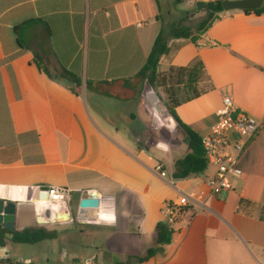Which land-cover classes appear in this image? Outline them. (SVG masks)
Segmentation results:
<instances>
[{
	"label": "crops",
	"instance_id": "1",
	"mask_svg": "<svg viewBox=\"0 0 264 264\" xmlns=\"http://www.w3.org/2000/svg\"><path fill=\"white\" fill-rule=\"evenodd\" d=\"M162 30L155 0H0V200L18 202L14 230L59 232L33 245L5 239L0 255L32 264L141 258L165 223L164 203L187 195L164 252L130 264H264V14L224 12L198 46L171 38L158 67L203 63V94L176 108L201 138L227 95L261 123L238 162L242 175L220 195L207 185L214 165L173 178L185 136L134 79ZM51 187L65 189L66 200L46 201L40 191ZM91 193L99 207L81 210Z\"/></svg>",
	"mask_w": 264,
	"mask_h": 264
},
{
	"label": "trees",
	"instance_id": "2",
	"mask_svg": "<svg viewBox=\"0 0 264 264\" xmlns=\"http://www.w3.org/2000/svg\"><path fill=\"white\" fill-rule=\"evenodd\" d=\"M160 9V1L155 0ZM186 0H174L176 5L182 4ZM225 0H208L207 3H213L211 7L203 8L206 12V17L202 19L195 30L190 27L175 24L170 28V36L165 37L164 30L158 35L155 44L147 58L144 66L135 75L134 79L138 83L144 82L149 85L155 91L162 89L166 95L165 107L170 115L177 122L178 128L183 132L185 141L188 145V153L183 157L175 161L173 178L185 179L191 175L202 173L206 170L208 163L205 157V153L202 147L201 137L188 125L184 124L178 117L176 108L184 103L198 98L203 94V90L200 88L201 81L206 77L204 71V65L200 61H195L188 67H171L166 72H160L158 70L161 59L169 53L168 42L172 38L174 39H189L195 45H199V41L202 39L207 30L218 20L221 19V14L225 11L222 7V2ZM200 3V2H199ZM198 4V3H197ZM198 12V11H197ZM246 14L254 13L256 15L264 14L263 5L255 10H245ZM19 44L22 46L21 41V26H17L14 29ZM210 46H218L217 43H208ZM38 67L41 71L49 75L48 71L40 64ZM64 78H68L65 73L60 74ZM69 80L80 85L79 78L75 76H69ZM130 80L124 81L125 87H130ZM90 85V83H87ZM181 93L184 94L183 98H180ZM59 232L56 230H49L43 226L29 227L23 230L7 231L0 230V238H5L13 244H28L33 245L42 241L54 240L58 238ZM172 241V230L166 223H158L155 230V245L150 248L146 255L141 258H131L125 263L130 264L132 260L144 262L157 253H163L167 245Z\"/></svg>",
	"mask_w": 264,
	"mask_h": 264
},
{
	"label": "built area",
	"instance_id": "3",
	"mask_svg": "<svg viewBox=\"0 0 264 264\" xmlns=\"http://www.w3.org/2000/svg\"><path fill=\"white\" fill-rule=\"evenodd\" d=\"M260 124L256 118L239 111L230 96L223 97L222 105L217 111L216 123L213 125L211 132L201 138L208 165L216 167L215 175L207 181L212 195H220L232 190L231 178L242 175L238 162L249 142L258 133ZM234 132L239 136L237 141L231 138V134ZM156 171H159L162 177L166 176V172L163 171L161 165L156 167ZM40 193L43 198L44 195L46 196L44 199L48 202L65 201L67 198V191L56 187L41 190ZM188 206L189 197L187 195H182L176 202L164 203L163 214L165 216V223L170 229L181 218ZM201 206V203L194 204L196 213L200 210ZM2 251L0 264H32L29 261L11 262L8 260L7 252L4 249ZM81 264L96 263L94 260H86Z\"/></svg>",
	"mask_w": 264,
	"mask_h": 264
},
{
	"label": "water",
	"instance_id": "4",
	"mask_svg": "<svg viewBox=\"0 0 264 264\" xmlns=\"http://www.w3.org/2000/svg\"><path fill=\"white\" fill-rule=\"evenodd\" d=\"M264 3V0H225L222 2V7L225 12L232 10H255L260 8ZM213 3L200 2L198 3V9L202 10L205 7H211ZM148 98L150 103L154 104L159 110V96L149 91ZM44 198L46 196L44 195ZM99 198L96 193H91L89 197L84 198L80 202V209H96L99 207ZM18 202L0 200V230L13 231L15 228V219L17 212ZM5 238H0V247L5 248Z\"/></svg>",
	"mask_w": 264,
	"mask_h": 264
},
{
	"label": "rangeland",
	"instance_id": "5",
	"mask_svg": "<svg viewBox=\"0 0 264 264\" xmlns=\"http://www.w3.org/2000/svg\"><path fill=\"white\" fill-rule=\"evenodd\" d=\"M160 12L163 20V30L165 37L170 36V28L172 25L181 24L190 27L195 30L198 23L206 17V12L198 9V4L194 0H186L180 5H176L174 0H159ZM198 11V12H197ZM145 90L153 91L159 96V112H165V100L166 95L159 89L155 91L149 85L144 82L139 83ZM184 94L181 93L180 98H183ZM167 109V108H166ZM11 245L9 244V248Z\"/></svg>",
	"mask_w": 264,
	"mask_h": 264
}]
</instances>
